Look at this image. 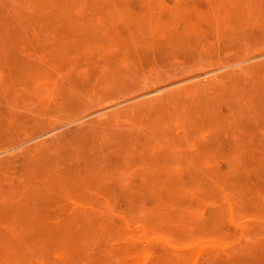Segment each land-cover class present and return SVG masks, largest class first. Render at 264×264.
Instances as JSON below:
<instances>
[{"label":"rangeland","instance_id":"rangeland-1","mask_svg":"<svg viewBox=\"0 0 264 264\" xmlns=\"http://www.w3.org/2000/svg\"><path fill=\"white\" fill-rule=\"evenodd\" d=\"M0 1V51H2V55L0 54V57L2 56L0 58V163L9 162V164L7 162L0 167V189L2 190H0V242L2 240L4 242V244H2L3 242L0 243V252L1 249L3 252L0 254L2 256V258L0 256V264H25L26 255L29 258L31 254L32 256L27 260V264H47L48 262V264H52V262L54 264H63L61 262H64V264H152V262L153 264H264V209L261 210L264 208V195L258 193L262 192L264 194V150L262 151V147L264 149V28H261L264 26L262 23L264 20V10L262 9L264 8V0H256L257 3L255 0H232L231 4L233 3V5H230V2L228 4L230 0H225L226 5L224 6L225 2H222L221 5V0H213L214 3L212 0ZM30 1L32 3L39 1L41 4H32ZM5 2L10 5L7 7ZM163 2L167 3L162 5ZM66 3L67 6L69 5L68 8L65 5ZM194 3L195 5H193ZM1 4H3L4 11ZM58 6L59 8L56 10ZM187 7L192 11L187 10ZM209 7L214 9H209ZM59 9L60 11H58ZM67 10L69 11L67 12ZM170 10L172 13L169 12ZM206 10L208 13H206ZM200 12L201 14H199ZM236 13L240 16L237 17ZM260 14L263 16L261 17ZM35 15L41 17V19L37 16L35 18ZM135 15L139 18L136 17L138 20L135 19ZM169 15H171L173 21ZM199 15L203 16L200 17ZM204 15H206V19L203 18ZM126 17H128V20ZM161 17L163 19H160ZM26 18L30 23L24 20ZM212 18L215 21L211 20ZM60 19L63 22H59ZM129 19L131 24H129ZM167 19L171 20V23ZM200 19L206 22H202ZM133 21L134 23H132ZM190 21L192 24H189ZM210 21L217 22V24L211 23L210 26ZM235 21L236 24L239 21L237 26ZM23 22H28V27ZM124 22L126 26H123ZM184 22L188 23L185 24ZM108 23L109 27L106 26ZM195 24L199 27L196 28L197 25ZM222 25H224V28ZM166 26L170 28L166 29ZM219 26L223 30H220ZM12 28L15 29L12 30ZM30 28L32 29L30 30ZM194 28L199 35L193 31ZM172 29L180 31L175 33ZM231 29L237 31L234 33ZM25 30H29V34L24 32ZM184 30L185 34L183 33ZM8 35L12 41H14L16 35L17 40L21 42L16 43L18 47H16L15 41L12 42L9 39ZM116 35L120 38H117ZM123 35L126 37V41ZM25 36L28 38H24ZM144 36H147L149 41ZM133 37L136 39L131 40ZM174 37L175 39H181V43H178L179 41L175 40ZM121 38L122 41H125H123L125 44L121 42ZM25 39L27 40L23 43ZM28 39L30 45H25ZM99 39L100 41L103 40L104 43L100 42ZM139 39L140 42H138ZM141 39L145 41L142 42ZM154 39H157V41L152 42L151 40ZM172 40L177 41L178 44H175ZM116 41L120 42V45ZM165 43L167 44L165 45ZM80 44L82 47H80ZM104 44L107 46L106 48ZM117 45L120 48L122 47L121 50ZM141 45L144 47L142 48ZM154 45L156 46L153 53L152 48ZM134 47H136L138 54ZM124 48L125 50L127 48L126 52ZM158 48L162 49L160 52L164 50L165 53H159ZM140 50L142 51L140 52ZM13 51L14 55H11V58L16 57L15 54H17L19 56H17V61L15 58L11 61L8 58L11 53L13 54ZM97 51L99 52L95 54ZM144 54L148 55L144 56ZM90 58L95 59V63L92 59L91 62ZM179 70V75L178 73L175 74ZM137 71L139 72L137 73ZM14 73L16 74L14 75ZM255 73L259 75V78ZM237 74L241 76L238 77ZM11 75L15 78L10 77ZM28 79L32 81L33 84L30 81L32 85L28 83ZM114 79L117 80L114 81ZM256 80L258 84L253 83ZM250 82L253 83V86ZM186 85L189 87L186 88ZM215 88L217 91L213 92ZM248 91L249 94L254 96L250 97L248 93H245ZM206 92L209 93L208 97ZM194 93H196L195 96H193ZM244 94H247V98ZM255 95L259 99L255 100ZM178 97L180 98L179 101L177 100ZM248 98L250 99L248 100ZM160 100L164 102L162 105ZM260 100H262V103ZM176 101L186 103L177 104ZM158 102L160 103L159 107ZM226 105L229 107H226ZM163 107L165 108L163 109ZM170 107H172V110H170ZM141 108L144 109L141 111ZM128 109L130 110L128 111ZM137 109L138 112H136ZM153 109H155V112ZM182 110H185V112ZM161 111L162 114L164 111L166 112L161 115ZM231 111L233 117L236 118H232ZM120 112L128 117L120 115ZM149 114H151L150 117ZM174 114H177L176 117ZM133 117L135 120H133ZM62 118L63 120H61ZM146 118H148V121ZM175 118L179 122L177 120L174 122L173 119ZM95 119L96 121H94ZM107 119L112 123L111 129L107 127L108 130H106V125L109 126L111 123L107 122ZM153 119L156 120L155 123L152 121ZM144 120L146 121L144 122ZM137 121H140L139 124H136ZM93 122L94 124H92ZM102 122H104V125L101 126ZM229 122L234 129L228 125ZM88 124L91 126H87ZM82 125L84 127L86 125V127L83 128ZM94 125L100 133H96L97 130L93 127ZM226 125H228L227 128ZM114 127L120 134L113 132ZM86 128L89 130L86 131ZM34 130L35 134L33 135ZM82 131H86V133ZM147 131L150 135L146 133ZM163 131H166L167 134L165 132V135ZM204 131L207 132L204 133ZM138 132H142V134L136 135ZM131 133L132 136L130 137ZM18 134L20 139L17 137ZM173 134L175 135L173 136ZM191 135L195 136L194 138L192 136L188 141ZM176 136H180L181 139H177ZM171 137H174L175 140H172ZM198 137L201 139H198ZM215 137H217L216 141H214ZM74 139H77V141ZM132 139L135 141H131ZM176 139L177 145H174ZM139 140L142 142H139ZM169 140L170 142H168ZM182 140L183 143L185 142L184 145L181 142ZM50 141L53 143L51 144ZM148 141L150 145H147ZM38 143L40 146H38ZM116 143H120L121 146L116 147ZM136 143H141L140 147ZM155 143H157V146H154ZM55 144H58V147ZM143 144L146 145L143 146ZM243 144L251 145L246 146ZM185 145L186 147H184ZM32 146H34V149L31 148ZM88 146H90L91 154L94 153V155L87 152L88 157H86L85 151H88ZM55 147L56 149H54ZM252 148L254 149L252 150ZM94 149H97L98 153L95 154L97 151ZM150 149L151 151H149ZM32 150L33 153H31ZM163 150L165 152L162 154ZM259 151L263 155L260 156ZM82 152H85V154L83 153L79 157ZM50 153L52 154L48 156L47 154ZM166 154L167 158H165ZM235 154L239 159L237 160L238 163ZM3 156H10V159L8 157L9 160L4 159ZM161 156H164V158ZM11 157L15 162L14 165L11 162ZM56 158H60L61 162L58 161L59 159L56 161ZM72 158L78 159V161L75 159L78 163ZM70 159L72 160L70 161ZM166 160H169L167 168L165 167ZM234 161L238 165L237 168H235ZM28 163L29 165H27ZM35 163L37 165L33 167ZM201 163L204 164L202 168ZM66 164L72 168L69 166L70 168L66 169ZM5 165L9 166V170L4 168ZM24 165L25 167H23ZM156 166L159 168L164 166L165 169L162 167L160 168L162 170L159 168L157 170ZM250 166L255 167L250 168ZM29 167L32 171L33 168L36 169L38 173L35 170L32 173L28 170ZM61 167L63 168L62 171ZM212 167L214 170H212ZM229 167L233 169L230 170ZM17 168L20 169V174L17 173L19 170ZM22 168L23 170L26 168L27 172L23 171ZM206 168H210V171ZM43 169L45 171L48 169V171L45 173ZM188 169L190 172L187 173ZM239 169H241V173ZM11 170L15 173H11ZM211 170L214 174L207 173ZM245 170L248 171L245 172ZM219 171L221 172L219 173ZM159 172L164 173L159 174ZM16 173L17 176L14 175ZM51 173H54L57 178L54 174V177H52ZM204 174L207 177H204ZM163 175L166 177L163 178ZM25 176L28 180H25ZM158 177L161 179L159 180ZM77 178L78 181L76 182ZM149 178H152V181ZM178 178L184 180L181 181ZM214 178L218 180L221 178L220 183H216L218 180L215 179L214 181ZM71 179L74 180V183ZM192 179L197 180L195 187V182ZM226 179H230V182ZM155 180L158 182H155ZM160 181L162 184L159 183ZM222 181L225 183L223 184ZM78 182L80 185L77 186ZM251 182L253 183L251 184ZM179 183L183 184V187ZM191 183L193 184L191 185ZM212 183L213 187L211 186ZM240 183L242 186H239ZM91 186L95 188H91ZM199 186L201 187L199 188ZM258 187H261L262 190L256 189ZM195 190L201 192L197 194ZM204 190H206V193ZM139 191L142 198H140ZM143 192H147V194H143ZM242 192H245L243 193L245 196L242 195ZM125 193H131L130 196L126 194L129 198L128 201L126 195H124ZM203 193L211 200H207L206 197L204 199ZM78 195H82L85 202ZM75 196L78 197L76 201L73 200L76 199ZM254 196L261 199H256ZM193 198L196 201H192ZM138 200V204H135ZM179 201L181 203L183 201L184 204L181 205ZM188 203H190L189 206ZM7 204L9 205L6 206ZM248 204L251 205L248 206ZM257 204L258 207L255 206ZM9 207H11V210L7 209ZM234 207L238 211H235ZM250 208L252 212H250ZM246 209L248 210L246 211ZM135 210L136 212H134ZM173 210L175 212L177 210L174 215L172 214ZM9 212H11L10 215ZM89 213L91 214L89 215ZM187 216L190 220H187ZM31 217L38 222L35 220V224ZM45 218H49L47 220L48 224ZM169 218H171L172 223L171 221L167 222ZM184 220L187 224L184 223ZM157 223L159 226L156 225ZM39 227L42 229H39ZM117 227L119 229L118 234H116L120 239H117L118 236L115 234ZM158 227L159 231H155ZM166 227L170 230H166ZM162 229L165 231L163 232ZM160 230L163 232L162 234ZM182 231L187 236L182 234ZM196 231L198 232L194 233ZM189 236L190 238H188ZM197 237L201 239L196 240ZM9 239L12 242H9ZM170 239H173L171 241L173 244L169 241ZM6 241H8V244ZM5 243L7 246H4ZM20 251L27 253L23 256ZM18 254H21V256ZM238 254L239 257L236 259ZM184 255L185 261H182ZM212 255L217 258L212 257ZM58 259L60 263H58ZM143 259H146V261Z\"/></svg>","mask_w":264,"mask_h":264},{"label":"bare ground","instance_id":"bare-ground-1","mask_svg":"<svg viewBox=\"0 0 264 264\" xmlns=\"http://www.w3.org/2000/svg\"><path fill=\"white\" fill-rule=\"evenodd\" d=\"M4 1H6V0H4ZM39 1H40V0H39ZM39 1H38V2H35V3H39V4H41ZM55 1H56V0H55ZM55 1H54V2H55ZM58 1H59V0H58ZM73 1L77 2V1H79V0H77V1H76V0H73ZM80 1L83 2V0H80ZM87 1H88V0H87ZM160 1H161V0H160ZM162 1H163V0H162ZM197 1H198V0H197ZM200 1H201V0H200ZM210 1H211V0H210ZM212 1H213V0H212ZM227 1H228V0H227ZM237 1H238V0H237ZM241 1H243V0H241ZM255 1H256V0H255ZM262 1H263V0H262ZM0 2H1V1H0ZM6 2H7V1H6ZM6 2H5V3H6ZM69 2H70V1H69ZM91 2H92V1H91ZM173 2H174V1H173ZM173 2H172V4H173ZM222 2H225V3L223 4V6L226 5V1H225V0H224V1L221 0V2H220L221 5H222ZM229 2H230V5H233V3L231 4L232 0L228 1V4H229ZM260 2H261V1H260ZM30 3H32V2L30 1ZM35 3H32V4H35ZM151 3H152V2H151ZM165 3H167V2H165ZM165 3L163 2V3H161V4L164 5ZM174 3H175V2H174ZM213 3H214V1H213ZM236 3H237V2H236ZM256 3H257V1H256ZM6 4H7V3H6ZM6 4H5V5H6ZM55 4H58V3H55ZM93 4H94V3H93ZM152 4H153V3H152ZM152 4H151V6H152ZM168 4H169V3H168ZM168 4H166V5H168ZM177 4H178V3H177ZM200 4H201V2H200ZM258 4H259V1H258ZM9 5H10V4H9ZM9 5L7 4V7H8ZM59 5H60V4H59ZM65 5L67 6V3H66ZM65 5H64V6H65ZM70 5H71V3H70ZM173 5H175V4H173ZM189 5H192V4H189ZM193 5H195V3H194ZM212 5H213V4H212ZM230 5H229V6H230ZM2 6H3V4H1V8L3 9ZM60 6H63V5H60ZM66 6H65V7H66ZM68 6H69V5H68ZM68 6H67V8H68ZM153 6H155V5L153 4ZM169 6H170V5H169ZM65 7H64V8H65ZM171 7H172V6H171ZM196 7H197V6H196ZM31 8H32V7H31ZM58 8H59V6L56 7V10H57ZM60 8H61V7H60ZM158 8H159V7H158ZM162 8H163V7H162ZM176 8H177V7H176ZM176 8H175V9H176ZM212 8H213V7H212ZM212 8L209 7V9H212ZM216 8H217V6H216ZM222 8H223V7H222ZM65 9H66V8H65ZM198 9H199V8H198ZM201 9H202V8H201ZM213 9H214V8H213ZM262 9L264 10V8H262ZM56 10H55V11H56ZM182 10H183V8H182ZM187 10H189L188 7H187ZM199 10H200V9H199ZM258 10H259V9H258ZM258 10H257V11H258ZM3 11H4V9H3ZM58 11H60V9H59ZM68 11H69V10H67V12H68ZM167 11H168V10H167ZM189 11H192V10H189ZM206 11H207V10H206ZM210 11H211V10H210ZM10 12H11V11H10ZM169 12H171V10H170ZM180 12H181V11H180ZM180 12H179V13H180ZM185 12H186V11H185ZM195 12H196V11H195ZM195 12H194V13H195ZM201 12H202V11H201ZM201 12H200L199 14H201ZM215 12H216V11H215ZM65 13H66V11H65ZM65 13H64V14H65ZM171 13H172V12H171ZM175 13H176V11L174 12V14H175ZM202 13H203V12H202ZM206 13H208V11H207ZM216 13H217V12H216ZM262 13H263V11H262ZM157 14H158V12H157ZM177 14H178V13H177ZM186 14H187V12H186ZM196 14H198V13H196ZM231 14H232V13H231ZM236 14H237V13H236ZM137 15H138V14H137ZM137 15H135V19L138 18ZM233 15H234V13H233ZM36 16H37V15H35V18L38 17V18L41 19V17H39V16L36 17ZM138 16H139V15H138ZM172 16L174 17V15H172ZM178 16H180V15H178ZM199 16L201 17V16H203V15H199ZM207 16H209V15L207 14ZM234 16H235V15H234ZM239 16H240V15H239ZM239 16H238V14H237V17H239ZM260 16H261V14H260ZM262 16H263V15H262ZM262 16H261V17H262ZM136 17H137V18H136ZM162 17H163V16H162ZM162 17H161L160 19H163ZM165 17H166V16H165ZM165 17H164V18H165ZM169 17H170V19H172L171 15H169ZM181 17H182V16H181ZM181 17H180V18H181ZM205 17H206V15H204L203 18H205ZM213 17H215V16H213ZM217 17H218V16H217ZM229 17H230V16H229ZM126 18H127V20H128V17H126ZM166 18H167V17H166ZM180 18H179V19H180ZM183 18H184V16H183ZM233 18H234V17H233ZM16 19H17V18H16ZM40 19H39V20H40ZM63 19H65V18H63ZM138 19H139V18H138ZM138 19H137V20H138ZM160 19H159V21H160ZM181 19H182V18H181ZM181 19H180V21H181ZM196 19H197V17H196ZM205 19H206V18H205ZM208 19H210V18H208ZM215 19H216V18H215ZM17 20H18V19H17ZM24 20H27V18L24 19ZM24 20H23V21H24ZM29 20H30V17H29ZM29 20H27V21L29 22ZM66 20H67V19H66ZM117 20H118V19H117ZM189 20H190V18H189ZM194 20H195V19H194ZM200 20H201V19H200ZM211 20L215 21L214 18H212ZM234 20H235V18H234ZM60 21L63 22L61 19L59 20V22H60ZM123 21H124V20H123ZM130 21H131V20L129 19V24H131ZM134 21H135V20H134ZM134 21H133L132 23H134ZM145 21H146V20H145ZM167 21H170V23H171V20H168V19H167ZM167 21H166V23H167ZM172 21H173V19H172ZM187 21H188V20H187ZM192 21H193V15H192ZM201 21L203 22L204 20L202 19ZM201 21H200V23H201ZM228 21H229V20H228ZM230 21H231V19H230ZM261 21H262V20H261ZM28 22H27V23H24V22H23V23L26 24V25H27V24L29 25L30 22H29V23H28ZM52 22H53V20H52ZM127 22H128V21H127ZM204 22H206V21H204ZM231 22H232V21H231ZM233 22H234V21H233ZM23 23H22V24H23ZM74 23H75V22H74ZM118 23H119V22H118ZM118 23H116V24H118ZM122 23H123V22H122ZM135 23L138 24L137 22H135ZM160 23H161V21H160ZM166 23H164V24H166ZM172 23H174V22H172ZM184 23H185V22H184ZM186 23H188V22H186ZM186 23H185V24H186ZM196 23H197V22H196ZM211 23H213V22L210 21V23H209L210 26H211ZM215 23L217 24V22H215ZM215 23H213V24L215 25ZM219 23H220V22H219ZM238 23H239V21H237V24H236V21H235L236 26L238 25ZM262 23H263V25H264V20H263ZM262 23H260V24H262ZM41 24H42V23H41ZM67 24H68V22L66 23V25H67ZM125 24H126V23L124 22L123 26H124ZM181 24H182V23H181ZM189 24H192L191 21H190ZM189 24H188V25H189ZM193 24H194V22H193ZM228 24H229V22H228ZM258 24H259V23H258ZM28 25H27V27H28ZM30 25H31V24H30ZM113 25H114V24H113ZM170 25H171V24H170ZM195 25H197V24H195ZM229 25H230V24H229ZM239 25H240V24H239ZM106 26L109 27V26H110L109 23H108V25H106ZM116 26H117V25H116ZM118 26H119V24H118ZM123 26H122V27H123ZM125 26H126V25H125ZM134 26H135V25H134ZM140 26H141V25H140ZM202 26H203V25H202ZM222 26H223V28H224V25H222ZM22 27H23V26H22ZM128 27H129V26H128ZM166 27H167V26H166ZM190 27H191V26H190ZM198 27H199V25L196 26V28H198ZM219 27L221 28L220 30H223L221 26H219ZM233 27H234V25H233ZM239 27H240V26H239ZM257 27H259V26H257ZM17 28H18V27H17ZM19 28H20V25H19ZM24 28H25V27H24ZM168 28H170V27H167L166 29H168ZM181 28H182V25H181ZM201 28H202V27H201ZM213 28H215V27H213ZM229 28H230V27L228 26V29H229ZM236 28H237V27H236ZM240 28H241V27H240ZM261 28H264V26L261 27ZM9 29H11V28H9ZM13 29H15V28H12V30H13ZM31 29H32V28H30V30H31ZM121 29H122V28H121ZM187 29H188V28H187ZM203 29H204V28H203ZM237 29H238V28H237ZM20 30L22 31V28H21ZM33 30H34V29H33ZM33 30H32V31H33ZM122 30H123V29H122ZM124 30H125V29H124ZM136 30L138 31V29H136ZM158 30H159V29H158ZM175 30H176V29H175ZM185 30H186V29H185ZM185 30L183 31V33L185 32ZM188 30H189V29H188ZM226 30H227V29H226ZM226 30H225V34H226ZM231 30L233 31V29H231ZM231 30H230V32H231ZM261 30H263V29H261ZM32 31L30 32V34L32 33ZM172 31H174V29H172ZM176 31H177V30H176ZM176 31H174V32H175V33H178V31H180V30H178L177 32H176ZM193 31H195V28H194ZM201 31H202V30H201ZM201 31H200V34H201ZM218 31H219V30H218ZM235 31H237V30L235 29ZM235 31H233V32L235 33ZM10 32H11V30H10ZM19 32H20V31H19ZM24 32H26V33L28 32V34H29V30H28V31L25 30ZM121 32H122V31H121ZM126 32L129 33L128 30H126ZM126 32H125V33H126ZM130 32H131V31H130ZM170 32H171V31H170ZM195 32H197V31H195ZM213 32H214V31H213ZM125 33H124V35H125ZM175 33H174V34H175ZM185 33H186V32H185ZM185 33H184V34H185ZM197 33H198V32H197ZM215 33H216V32H215ZM215 33H214V34H215ZM5 34H6V32H5ZM8 34H10V33H8ZM17 34H18V32L16 33V35H17ZM126 34H127V33H126ZM214 34H213V35H214ZM217 34H218V33H217ZM13 35H14V34H13ZM16 35H15V37L13 36V37H14L15 44L20 42L19 40H17ZM119 35H120V33H119ZM121 35H122V33H121ZM124 35H123V36H124ZM127 35H128V34H127ZM131 35H132V34H131ZM198 35H199V33H198ZM123 36H121V37H123ZM132 36H133V35H132ZM132 36H131V37H132ZM140 36H141V34H140ZM188 36H189V35H188ZM203 36H204V35H203ZM8 37H9V39L11 40V38H10L9 35H8ZM13 37H12V38H13ZM26 37H27V36H25L24 38H26ZM116 37L118 38L119 36L116 35ZM124 37H125V36H124ZM124 37H123V38H124ZM141 37H142V36H141ZM144 37H146V39H147V36H144ZM189 37H190V36H189ZM27 38H28V37H27ZM110 38H111V37H110ZM119 38H120V37H119ZM129 38H130V37H129ZM153 38H154V37H153ZM95 39H96V38H95ZM97 39H98V38H97ZM133 39H136V38H135V37L131 38V40H133ZM142 39H143V38H142ZM142 39H141V40H142ZM148 39H149V38H148ZM148 39H147V40H148ZM172 39H173V37H172ZM174 39H175V37H174ZM7 40H8V39H7ZM10 40H8V41H10ZM16 40H17V41H16ZM26 40H27V39H25V41L23 40V43L26 42ZM124 40H125V41L127 40L126 37H125ZM124 40H123V41H124ZM155 40L157 41V39H154V40H151V41L153 42V41H155ZM175 40L179 41L178 43H181V39H180V40H179V39H175ZM175 40H172V41L175 42ZM8 41H7V42H8ZM11 41H12V40H11ZM14 41H12V42H14ZM99 41H100V39H99ZM99 41H98V42H99ZM105 41H106V40H105ZM119 41H120V40H119ZM123 41H122V38H121V42H123ZM125 41H124V42H125ZM137 41H138V40H137ZM143 41H145V40H142V42H143ZM148 41H149V40H148ZM160 41H161V40H160ZM172 41H171V42H172ZM177 41L175 42V44H178ZM29 42H30V41H29V39H28V42L25 43V45L28 44ZM92 42H93V40H92ZM92 42H91V44H92ZM100 42L104 43L103 40L100 41ZM100 42H99V43H100ZM116 42L118 43V41H116ZM124 42H123V44H125ZM133 42H134V41H133ZM138 42H140V39H139ZM142 42H141V43H142ZM162 42H163V41H162ZM165 42H166V39H165ZM20 43H21V42H20ZM83 43H84V42H83ZM83 43H82V45H83ZM95 43H96V42H95ZM106 43H107V42H106ZM114 43H115V42H114ZM141 43H140V44H141ZM1 44L3 45V43H1ZM7 44H8V43H7ZM85 44H86V43H85ZM96 44H98V43H96ZM108 44H109V43H108ZM118 44L120 45V42H119ZM123 44H121V46H123ZM127 44H128V43H127ZM133 44H134V43H133ZM151 44H153V43H151ZM157 44H158V43H157ZM166 44H167V43H165V45H166ZM17 45H18V44H16V47H18ZM28 45H30V44H28ZM82 45L80 44V47H82ZM92 45H93V44H92ZM119 45H117V46H118L119 49L121 50L122 47L120 48ZM137 45H139V44H137ZM144 45H145V44H144ZM146 45H147V44H146ZM158 45H159V44H158ZM158 45H157V47H158ZM170 45H171V44H170ZM186 45H187V44H186ZM186 45H185V46H186ZM33 46H34V45H33ZM38 46H39V45H38ZM109 46H110V45H109ZM155 46H156V45H154L153 48H152V49H153V53H154V47H155ZM1 47H2V46H1ZM35 47H36V46H35ZM104 47L106 48L107 46L104 44ZM141 47L143 48L144 46L141 45ZM11 48H12V47H11ZM32 48H33V47H32ZM47 48H48V47H47ZM134 48L136 49V47H134ZM142 48H141V49H142ZM166 48H167V47H166ZM6 49H7V47H6ZM13 49H14V47H13ZM19 49H20V48H19ZM19 49H17V50H19ZM39 49H40V48H39ZM79 49H80V48H79ZM147 49H148V48H147ZM0 50H1V49H0ZM30 50H31V47H30ZM40 50H41V49H40ZM80 50H81V49H80ZM124 50H125V48H124ZM156 50H157V49H156ZM158 50H159V51H158L159 53H162V52L165 53L164 50H163L162 52H160V51L162 50L161 48H160V49L158 48ZM165 50H167V49H165ZM168 50H170V48H168ZM10 51H11V50H10ZM126 51H127V48H126L125 52H126ZM141 51H142V50H140V52H141ZM184 51H185V50H184ZM38 52H39V50H38ZM40 52H41V51H40ZM98 52H99V51L95 52V54L98 53ZM136 52H137V49H136ZM148 52H149V50H148ZM156 52H157V51H156ZM156 52H155V53H156ZM166 52H167V51H166ZM1 53H2V51H0V54H1ZM144 53H145V51H144ZM150 53H151V52H150ZM150 53H149V54H150ZM153 53H152V54H153ZM168 53H169V52H168ZM19 54H20V53H19ZM137 54H138V52H137ZM141 54H142V53H141ZM1 55H2V54H1ZM11 55H14V51H13V54L11 53V54L9 55L10 57L8 56V58L10 59V61H11L13 58H15L16 61H17V56H18V55L15 54L16 57H13V58H11ZM125 55H127V54L125 53ZM128 55H129V54H128ZM146 55H148V54H146ZM146 55L144 54V56H146ZM144 56H142V57H144ZM149 56H150V55H149ZM1 57H2V56H1ZM1 57H0V58H1ZM18 57H19V56H18ZM20 57H21V54H20ZM97 57H99V56H97ZM8 58H7V60H8ZM44 58L46 59V56H45ZM93 58H94V55H93ZM59 59H60V58H59ZM91 59H92V58H90V61H91ZM92 60H94V63H95V59H92ZM96 60H97V59H96ZM14 61H15V60H14ZM98 61H99V60H98ZM260 61H261V60H260ZM91 62H92V61H91ZM261 66H262V65H261ZM249 67H251V66H249ZM262 67H263V66H262ZM262 67H261V68H262ZM252 68H253V66H252ZM259 68H260V67H259ZM248 69H249V68H248ZM253 69H254V68H253ZM256 69H258V68H256ZM256 69H255V70H256ZM168 70H169V69H168ZM168 70H167V72H168ZM232 70H233V69H232ZM232 70H231V71H232ZM249 70H250V69H249ZM249 70H248V71H249ZM251 70H252V69H251ZM172 71H173V69H172ZM253 71H254V70H253ZM138 72H139V71H137V73H138ZM173 72H174V71H173ZM178 72H180V70H179V71H176L175 74H177ZM224 72H225V71H224ZM260 72H261V70H260ZM137 73H136V74H137ZM169 73H170V72H169ZM237 73L239 74V72H237ZM258 73H259V72H258ZM15 74H16V73H14V75H15ZM225 74H226V73H225ZM229 74H231V73H229ZM238 74H237V76H238ZM261 74H262V73H261ZM161 75H162V74H161ZM161 75H160V76H161ZM164 75H166V74L164 73ZM178 75H179V73H178ZM221 75H222V74H221ZM226 75H227V74H226ZM233 75H234V74H233ZM255 75H256V73H255ZM263 75H264V74H263ZM21 76H22V75H21ZM43 76H44V75H43ZM46 76H47V75H46ZM108 76H110V75H108ZM160 76H159V77H160ZM234 76H235V75H234ZM239 76H241V75H239ZM239 76H238V77H239ZM256 76H258V78H259V75H258V74H257ZM10 77H14V76L11 75ZM110 77H111V76H110ZM163 77H164V76H163ZM196 77H197V76H196ZM227 77H228V76H227ZM229 77H230V76H229ZM232 77H233V76H232ZM14 78H15V77H14ZM44 78H46V77L44 76ZM258 78H257V79H258ZM22 79H23V78H22ZM241 79H242V78H241ZM11 80H12V79H11ZM26 80H27V79H26ZM45 80H46V79H45ZM115 80H117V79H114V81H115ZM223 80H224V78H223ZM262 80H263V79H262ZM12 81H13V80H12ZM28 81H29V82H28L29 84L32 83L31 80L28 79ZM30 81H31V83H30ZM100 81H101V80H100ZM242 81H244V80H242ZM255 82L258 84V81H257V80L254 81L253 83H255ZM116 83H117V82H116ZM225 83H226V82H225ZM253 83L250 82L251 85H252ZM32 84H33V83H32ZM32 84H31V85H32ZM67 84H68V83H67ZM192 84H193V83H192ZM196 84H197V83H196ZM243 84H244V83H243ZM31 85H29V86H31ZM87 85H88V88H90L89 84H87ZM121 85H122V84H121ZM219 85H220V84H219ZM251 85L248 84V86H251ZM65 86H66V85H65ZM119 86H120V85H119ZM187 86H188V85H186V88H187ZM199 86H200V84H199ZM220 86H221V85H220ZM248 86H247V87H248ZM252 86H253V85H252ZM252 86H251V87H252ZM85 87H86V86H85ZM130 87H131V86H130ZM132 87H133V85H132ZM138 87H139V86H138ZM188 87H189V86H188ZM190 87H192V86H190ZM213 87H214V86H213ZM216 87H217V86H216ZM225 87H226V85H225ZM242 87H243V86H242ZM251 87H250V88H251ZM258 87H260V86H258ZM30 88H31V87H30ZM61 88H62V87H61ZM128 88H129V87H128ZM135 88H136V86H135ZM135 88H134V89H135ZM186 88H184V90H185ZM200 88H201V86H200ZM221 88H222V87H221ZM244 88H245V86H244ZM261 88H262V87H260V89H261ZM263 88H264V87H263ZM263 88H262V89H263ZM63 89H64V88H63ZM193 89H195V87H193ZM213 89H214V88H213ZM213 89H212V90H213ZM222 89H223V88H222ZM246 89H247V88H246ZM246 89H245V90H246ZM257 89H258V88H257ZM59 90H60V88H59ZM81 90L83 91V89H81ZM81 90H80V91H81ZM226 90H227V89H226ZM245 90H244V91H245ZM258 90H259V89H258ZM82 91H81V92H82ZM106 91H107V90H106ZM156 91H157V90H156ZM185 91H186V90H185ZM192 91L194 92V90H192ZM192 91H191V92H192ZM199 91H200V90H199ZM203 91L205 92V89H204ZM216 91H217V90H216V88H215V91H213V92H216ZM222 91H223V90H222ZM222 91H221V92H222ZM255 91H256V90H255ZM102 92H103V91H102ZM104 92H105V91H104ZM127 92H128V90H127ZM129 92H130V89H129ZM153 92H154V91H153ZM186 92H187V91H186ZM193 92H192V94H193ZM201 92H202V91H201ZM221 92H220V95H221ZM242 92H243V91H242ZM260 92H261V90H260ZM262 92H263V91H262ZM148 93H150V92H148ZM148 93H147V94H148ZM151 93H152V90H151ZM151 93H150V94H151ZM181 93H182V92H181ZM183 93H184V92H183ZM187 93H188V92H187ZM197 93H198V92H197ZM206 93H207V97H208V94H209V93H208V92H206ZM245 93H248V95H250V97L252 96V94H249V91H248V92H245ZM184 94H185V93H184ZM188 94H189V93H188ZM195 94H196V93H194L193 96H195ZM216 94H217V93H216ZM222 94H223V93H222ZM255 94H256V93H255ZM261 94H262V93H261ZM263 94H264V92H263ZM263 94H262V95H263ZM182 95H183V94H182ZM182 95H181V96H182ZM189 95H191V93H190ZM211 95H213V94H211ZM235 95H236V94H235ZM244 95H245V94H244ZM244 95H243V97H244ZM246 95H247V94H246ZM246 95H245V98H247ZM181 96H179V97H181ZM209 96H210V95H209ZM237 96H238V95H237ZM241 96H242V95H241ZM253 96H254V95H253ZM253 96H252V97H253ZM257 96L259 97L258 94H257ZM179 97H178V98H179ZM189 97H190V96H189ZM233 97H234V96H233ZM248 97H249V96H248ZM255 97H256V95H255ZM255 97H254V98H255ZM261 97H262V96H261ZM113 98H114V97H113ZM178 98H177V100L179 101L180 98H179V99H178ZM184 98H185V97H184ZM245 98H244V99H245ZM263 98H264V97H263ZM263 98H261V99H263ZM172 99H173V98H172ZM172 99H171V100H172ZM174 99H175V98H174ZM187 99H188V98H187ZM207 99H208V98H207ZM236 99H238V97H236ZM236 99H235V100H236ZM239 99H240V98H239ZM249 99H250V98H248V100H249ZM256 99H259V98L256 97L255 100H256ZM38 100H39V99L37 98V101H38ZM58 100H59V98H58ZM75 100H76V99H75ZM138 100H142V99H138ZM192 100H193V99H192ZM227 100H228V99H227ZM59 101H60V100H59ZM160 101H161V100H160ZM222 101H224V100H222ZM241 101H242V100H241ZM72 102H73V101H72ZM78 102H79V101H78ZM78 102H77V103H78ZM161 102H162V103H161V105H162L164 102H163V101H161ZM176 102H177V101H176ZM181 102H184V101H180V103L177 102V104H181ZM211 102H212V101H211ZM246 102H247V101H246ZM246 102H245V103H246ZM260 102L262 103V100H260ZM57 103L59 104L60 102H57ZM158 103H159V102H158ZM166 103H167V102H166ZM169 103H170V100H169ZM184 103H186V102H184ZM241 103H242V102H241ZM247 103H249V102H247ZM256 103H257V101H256ZM44 104L46 105V103H44ZM53 104H54V103H53ZM58 104H57V105H58ZM70 104L72 105V103H70ZM78 104H79V103H78ZM171 104H172V103H171ZM173 104H174V103H173ZM221 104H222V103H221ZM242 104H243V103H242ZM90 105H91V104H90ZM224 105H225V104H224ZM129 106H130V105H129ZM135 106H136V105H135ZM159 106H160V103H159L158 107H159ZM171 106H172V105H171ZM179 106H180V105H179ZM181 106H182V105H181ZM49 107H50V106H49ZM156 107H157V106H156ZM220 107H221V106H220ZM226 107H229V106L226 105ZM226 107H225V110H226ZM119 108H120V107H119ZM139 108H140V106L138 107V109H139ZM164 108H165V107H163V109H164ZM166 108H167V107H166ZM171 108H172V107H170V110H172ZM186 108H187V106H186ZM130 109H131V108H130ZM130 109H128V111H129ZM138 109H137L136 112H138ZM142 109H144V108H141L140 110L142 111ZM135 110H136V108L134 109V112H135ZM153 110H154V112H155V109H153ZM161 110H162V109H161ZM165 110H166V109H165ZM170 110H169V112H170ZM185 110H186V109H185ZM185 110H182V111L185 112ZM189 110H190V108H189ZM71 111H72V110H71ZM121 111H122V110H121ZM125 111H126V110H125ZM125 111H124V112H125ZM174 111H175V110H174ZM174 111H173V112H174ZM186 111H187V110H186ZM126 112H127V111H126ZM143 112H145V111L143 110ZM143 112H142V113H143ZM154 112H153V113H154ZM165 112H166V111H164V113H165ZM188 112H189V111H188ZM223 112H224V110H223ZM117 113H118V112H117ZM164 113L162 114V111H161L160 114H161V115H164ZM186 113H187V112H186ZM154 114H155V113H154ZM169 114H170V113H169ZM169 114H168V115H169ZM120 115H123L124 117L127 116V115L125 116L124 113L121 114V112H120ZM150 115H151V114H149V117H150ZM170 115H171V114H170ZM175 115H177V114H174V116H175ZM231 115H232V111H231ZM62 116H63V114H62ZM123 116H120V117L122 118ZM171 116H172V115H171ZM187 116H188V115H187ZM58 117H59V116H58ZM107 117H110V116H107ZM111 117H112V116H111ZM124 117H123V118H124ZM127 117H128V116H127ZM131 117H132V116H131ZM131 117H130V118H131ZM141 117H142V116H141ZM144 117H146V116L144 115ZM151 117H152V116H151ZM154 117H155V116H154ZM163 117H164V116H163ZM175 117H176V116H175ZM183 117H184V116H183ZM65 118H66V114H65ZM69 118H70V117H69ZM142 118H143V117H142ZM152 118H153V117H152ZM164 118L166 119L167 117H164ZM169 118H170V117H169ZM186 118H187V117H186ZM232 118L234 119V118H236V117H233V115H232ZM232 118H231V120H232ZM108 119H109V118H108ZM108 119H107V120H108ZM146 119H147V121H148V118H146ZM150 119H151V118H150ZM155 119H156V118H155ZM167 119H168V118H167ZM170 119H171V118H170ZM170 119H169V120H170ZM61 120H63V118H62ZM109 120H110V119H109ZM109 120H108L107 122L111 123ZM131 120H132V119H131ZM133 120H135L134 117H133ZM139 120H140V119H139ZM163 120H164V119H163ZM163 120H162V122H163ZM171 120H172V119H171ZM171 120H170V121H171ZM175 120H177V118L173 119L174 122H175ZM185 120H186V119H185ZM240 120H241V118H240ZM246 120H247V119H246ZM94 121H96V119H95ZM141 121H142V120H141ZM145 121H146V120H144V122H145ZM152 121H154V119H153ZM155 121H156V120H155ZM155 121H154V123H155ZM164 121H165V120H164ZM177 121L179 122V120H177ZM229 121H230V120H229ZM127 122H128V121H127ZM137 122H138V123H137ZM137 122H136V124H139L140 121H137ZM144 122H143V123H144ZM166 122L168 123L169 121H166ZM166 122H165V123H166ZM95 123H96V122H95ZM102 123H103V124H101V126L104 125V122H102ZM143 123H142V124H143ZM149 123H150V122H149ZM180 123L182 124L181 121H180ZM187 123H188V122H187ZM231 123H232V121H231ZM231 123L229 122L228 125L231 126ZM31 124H32V123H31ZM31 124H30V125H31ZM92 124H94V122H93ZM226 124H227V121H226ZM89 125H90V124H88L87 126H89ZM105 125H106V124H105ZM171 125H172V123H171ZM228 125H226V128L228 127ZM234 125H235V123H234ZM32 126H33V124H32ZM46 126H47V125H46ZM46 126H45V128H46ZM82 126H83V128L86 127V125H85V127H84V125H82ZM90 126H91V125H90ZM97 126H98V125H97ZM110 126H112V123H111V125L109 124V126L106 125V130H108L109 128L111 129ZM146 126H147V125H146ZM151 126H152V123H151ZM154 126H156V125L154 124ZM185 126H186V121H185ZM48 127H49V126H48ZM70 127H71V126H70ZM93 127H95V129H96V126H95V125H94ZM99 127H100V126H99ZM107 127H109V128H107ZM187 127H188V125H187ZM187 127L185 128V130L187 129ZM189 127H190V124H189ZM36 128H37V127H36ZM71 128H73V127H71ZM79 128H80V127H79ZM116 128H117V127H116ZM147 128L149 129V126H148ZM231 128H232V126H231ZM89 129H90V127H89ZM89 129L86 128L85 130L87 131V130H89ZM91 129H92V127H91ZM100 129H101V128H100ZM114 129H115V127H114ZM114 129H113V130H114ZM124 129H125V128H124ZM126 129H127V128H126ZM128 129H129V128H128ZM211 129H212V128H211ZM229 129H230V128H229ZM229 129H228V130H229ZM232 129H234V128H232ZM22 130H23V129H22ZM22 130H21V131H22ZM31 130H32V129H31ZM35 130H36V129H35ZM35 130H34L33 135L35 134ZM46 130H47V129H46ZM82 130H84V129H82ZM92 130H94V128H93ZM96 130H97V129H96ZM122 130H123V129H122ZM122 130H121V131H122ZM144 130H145V129H144ZM208 130H209V129H208ZM239 130H240V129H239ZM23 131H24V130H23ZM23 131H22V132H23ZM86 131H85V132L82 131V132L86 133ZM94 131H95V130H94ZM124 131H126V130H124ZM131 131H132V128H131ZM170 131H171V130H170ZM170 131H169V133H170ZM213 131H214V130H213ZM222 131H223V130H222ZM222 131H221V132H222ZM225 131H227V130H225ZM230 131H232V130L230 129ZM24 132H25V131H24ZM26 132H27V131H26ZM29 132H30V131H29ZM75 132H76V131H75ZM90 132H91V131H90ZM95 132H96V131H95ZM101 132H102V131H101ZM113 132L117 133L118 130L115 129ZM122 132H123V131H122ZM128 132H129V130L127 131V135H128ZM135 132H137V131L135 130ZM163 132H164V131H163ZM165 132H166V131H165ZM165 132H164V134H165ZM173 132H174V130H173ZM173 132H172V133H173ZM201 132H202V131H201ZM205 132H207V131H204V133H205ZM209 132H210V131H209ZM251 132H252V131H251ZM19 133H20V132H19ZM40 133H41V132H40ZM96 133H100V132H98V130H97ZM118 133L120 134V132H118ZM125 133H126V132H125ZM140 133L142 134V132H140ZM140 133L138 132L136 135H138V134L140 135ZM146 133L149 134L148 131H147ZM202 133H203V132H202ZM25 134H26V133H25ZM64 134H65V133H64ZM121 134H123V133H121ZM166 134H167V132H166ZM166 134H165V135H166ZM199 134H200V133H199ZM27 135H28V133H27ZM30 135H31V133H30ZM83 135H84V134L82 133V136H83ZM90 135H91V133H90ZM123 135H126V134H123ZM123 135H122V137H123ZM136 135H135V136H136ZM144 135H146V134H144ZM149 135H150V134H149ZM169 135H170V134H169ZM174 135H175V134H173V136H174ZM195 135H197V134H195ZM195 135H191V136L188 138V141H189V139H190L192 136H193V138H194ZM208 135H209V134H208ZM228 135H229V134H228ZM23 136H24V135H23ZM31 136H32V135H31ZM42 136H43V135H42ZM114 136L116 137L115 134H114ZM131 136H132V133H131L130 137H131ZM141 136H142V135H141ZM170 136H172V135H170ZM210 136H212V135H210ZM17 137L19 138V134H18ZM20 137H21V136H20ZM33 137H34V136H33ZM38 137H40V136H38ZM38 137H37V138H38ZM60 137H62V135H60ZM88 137H89V136H88ZM115 137H114V139H115ZM122 137H121V138H122ZM130 137H129V138H130ZM136 137H137V136H136ZM146 137H147V136H146ZM176 137H177V136H176ZM199 137H200V136H199ZM199 137H198V139H201V138H199ZM208 137H209V136H208ZM18 138H17V139H18ZM83 138H84V137H83ZM89 138H90V137H89ZM118 138H119V137H118ZM129 138H128V139H129ZM141 138H143V137H141ZM171 138H172V137H171ZM173 138H174V137H173ZM173 138H172V140H175V139H173ZM178 138L181 139L180 136L177 137V139H178ZM182 138H183V137H182ZM195 138H196V137H195ZM211 138H212V137H211ZM216 138H217V137H215V140H214V141H216ZM11 139H12V138H11ZM15 139H16V138H15ZM17 139H16V140H17ZM19 139H20V138H19ZM29 139H30V138H29ZM35 139H36V138H35ZM59 139H61V138H59ZM77 139H78V138H77ZM77 139H74V140L77 141ZM79 139H80V138H79ZM85 139H86V137H85ZM130 139H131V138H130ZM130 139H129V140H130ZM177 139H176V141H175L176 143H173L174 145H175V144L177 145ZM208 139H209V138H208ZM69 140H71V139L69 138ZM129 140H128V141H129ZM144 140H145V138H144ZM156 140H157V139H156ZM164 140H165V139H164ZM170 140H171V139H170ZM170 140H169L168 142H170ZM183 140H184V139H183ZM183 140L181 141L182 143H183ZM192 140H193V139H192ZM192 140H191V141H192ZM202 140H203V138H202ZM21 141H22V140H21ZM31 141H32V140H31ZM79 141H80V140H79ZM131 141H133V139H132ZM134 141H135V140H134ZM134 141H133V142H134ZM149 141H151V140H149ZM149 141L147 142V145L149 144ZM165 141H167V140H165ZM178 141H179V140H178ZM194 141H195V140H194ZM198 141H199V140H198ZM208 141H209V140H208ZM211 141H212V140H211ZM217 141H218V140H217ZM60 142H61V141H60ZM68 142H69V141H68ZM71 142H72V141H71ZM81 142H82V140H81ZM121 142H122V141H121ZM121 142H120V143H121ZM139 142H142V141L139 140ZM156 142H157V141H156ZM173 142H174V141H173ZM206 142H207V141H206ZM8 143H10V142H8ZM32 143H33V142H32ZM32 143H31V144H32ZM45 143H46V142H45ZM50 143L52 144L53 142L50 141ZM50 143H49V147H50ZM69 143H70V142H69ZM73 143H74V142H73ZM82 143H83V142H82ZM82 143H81V144H82ZM93 143H94V142H93ZM117 143H118V142H117ZM117 143H116V144H117ZM120 143L117 144V145H115V144H114V145H115L116 147H118V146L120 145ZM143 143H144V141H143ZM164 143H165V142H164ZM179 143H180V142H179ZM179 143H178V144H179ZM31 144H30V146H31ZM34 144H35V142H34ZM34 144H33V145H34ZM38 144H39V143H38ZM58 144H59V143H58ZM58 144H57V145H58ZM136 144H137V143H136ZM140 144H141V143H140ZM140 144H137V145H139V147H140ZM155 144H156V145H154V146H157V143H155ZM167 144H169V143H167ZM180 144H181V143H180ZM180 144H179V145H180ZM184 144H185V142L183 143V145H184ZM204 144H205V141H204ZM11 145H13V144H11ZM17 145L19 146V144H17ZM20 145H21V144H20ZM44 145H46V144H44ZM55 145H56V144H55ZM57 145H56V146H57ZM60 145H61V143H60ZM86 145H88V144L86 143ZM89 145H90V141H89ZM144 145H146V144H143V146H144ZM149 145H150V144H149ZM164 145H165V144H164ZM179 145H178V146H179ZM243 145H246V144H243ZM247 145H248V144H247ZM247 145H246V146H247ZM250 145H251V144H250ZM250 145H248V146H250ZM34 146L36 147L37 145H34ZM34 146H32L31 148L34 149ZM38 146H40V144H39ZM38 146H37V147H38ZM75 146H76V145H75ZM75 146H74V147H75ZM78 146H79V145H78ZM78 146H77V147H78ZM115 146H114V147H115ZM120 146H121V145H120ZM141 146H142V145H141ZM170 146H171V145H170ZM181 146H182V145H181ZM196 146H197V145H196ZM8 147H10V146H8ZM49 147H48V148H49ZM57 147H58V146H57ZM80 147H81V146H80ZM85 147H86V146H85ZM88 147H89V148H88ZM88 147H87V148H88V149H87L88 151H85L86 154H87V152H90V146H88ZM93 147H94V146H93ZM166 147H167V146H166ZM182 147H183V146H182ZM184 147H186V145H185ZM251 147H252V146H251ZM254 147H255V145H254ZM5 148H6V147H5ZM29 148H30V147H29ZM29 148H28V152L31 150V148H30V150H29ZM38 148H39V147H38ZM38 148H37V149H38ZM75 148H76V147H75ZM121 148H122V147H121ZM126 148H127V147H126ZM137 148H138V147H137ZM142 148H143V147H142ZM167 148H168V147H167ZM167 148H166V150H167ZM171 148H172V147H171ZM260 148H261V146H260ZM26 149H27V148H26ZM26 149H25V150H26ZM42 149H43V148H42ZM54 149H56V147H55ZM81 149H82V148H81ZM83 149H84V147H83ZM253 149H254V148H252V150H253ZM45 150H46V149H45ZM84 150H86V149H84ZM94 150L97 151V149H94ZM116 150H117V149H116ZM120 150H121V149H120ZM122 150H123V149H122ZM122 150H121V151H122ZM146 150H147V149H146ZM255 150H256V147H255ZM263 150H264V149H263V147H262V151H263ZM22 151H24V150H22ZM35 151H36V150H35ZM35 151H34V152H35ZM40 151H41V149H40ZM40 151H38V152H40ZM57 151H58V150H57ZM57 151H56V152H57ZM81 151H82V150H81ZM91 151H92V150H91ZM117 151L119 152V150H117ZM144 151H145V149H144ZM149 151H151V149H150ZM187 151H188V150H187ZM189 151H190V150H189ZM201 151L203 152V150H201ZM201 151H200V153H202ZM260 151H261V150H260ZM260 151H259V155L261 156V155H263V154H261L262 151H261V152H260ZM24 152H25V151H24ZM51 152H52V151H51ZM56 152H55V153H56ZM85 152L80 153V154H79V157H81V154H83V153L85 154ZM156 152H157V151H156ZM156 152H154V153H156ZM164 152H165V151L163 150L162 154H163ZM191 152H192V150H191ZM194 152H197V151H194ZM256 152H258V151H256ZM31 153H33V150H32ZM36 153H37V152H36ZM46 153H47V152H46ZM96 153H98V151L95 152V154H96ZM144 153H145V152H144ZM154 153H153V154H154ZM157 153H159V152H157ZM182 153H183V152H182ZM262 153H263V152H262ZM18 154H19V153H18ZM51 154H52V153L47 154V155L50 156ZM73 154H74V153H73ZM73 154H72V155H73ZM90 154H91V152H90ZM90 154H89V156L94 155V153L91 154V155H90ZM153 154H152V155H153ZM160 154H161V153H160ZM188 154H190V153H188ZM253 154H254V152H253ZM76 155H78V154H76ZM135 155H136V154H135ZM147 155H148V153H147ZM152 155H150V156H152ZM183 155H184V153H183ZM186 155H187V154H186ZM192 155H193V154H192ZM192 155H191V156H192ZM194 155H195V154H194ZM194 155H193V156H194ZM23 156H24V155H23ZM82 156H83V155H82ZM148 156H149V155H148ZM204 156H205V155H204ZM235 156H236V158H235V159H236V162L238 163L237 160H239V159H238V157H237L236 154H235ZM3 157H5V156H3ZM7 157H8V156H6L4 159H7ZM9 157H10V156H9ZM9 157H8V158H9ZM33 157H34V155H33ZM58 157H59V156H58ZM74 157H75V155H74ZM86 157H88V154L86 155ZM161 157L164 158V156H161ZM230 157L232 158V156H230ZM136 158H137V157H136ZM165 158H167V154H166V157H165ZM259 158H260V157H259ZM0 159H1V158H0ZM9 159H10V158H9ZM9 159H7V160H9ZM14 159H16V158H14ZM23 159H24V157H23ZM57 159H59L58 161L61 162L60 158H56V161H57ZM72 159H74V161H75L76 158H72ZM72 159H70V161H71ZM213 159H214V157H213ZM232 159H233V158H232ZM263 159H264V158H263ZM2 160H3V159H2ZM54 160H55V159H54ZM76 160L78 161V159H76ZM159 160H160V159H159ZM164 160H165V159H164ZM164 160H163V161H164ZM203 160H204V159H203ZM0 161H1V160H0ZM56 161H55V164H56ZM77 161H75V162L78 163ZM83 161H84V160H83ZM160 161H162V160H160ZM166 161H167V160H166ZM213 161H214V160H213ZM7 162H8V161H7ZM7 162H3V164L0 163V167H1L2 165L6 164ZM11 162H13L12 157H11ZM11 162H10V163H11ZM164 162H165V161H164ZM206 162H207V160H206ZM209 162H210V161H209ZM223 162H224V161H223ZM65 163H66V162H65ZM134 163H136V162H134ZM166 163H167V164H166ZM166 163H165L166 165H165V164H162V165H165V167L167 168V165H169V160H168ZM188 163H189V162H188ZM195 163H196V162H195ZM202 163H203V162H202ZM202 163H201V165H200L201 168H202V165H204V164H202ZM204 163H205V162H204ZM8 164H9V162H8ZM14 164H15V162H13V165H14ZM22 164H23V163H22ZM24 164H25V163H24ZM62 164H63V163H62ZM68 164H69V163H68ZM82 164H84V162H82ZM82 164H78V165H82ZM234 164L236 165L235 161H234ZM27 165H29V163H28ZM36 165H37V164L35 163V165H33V167H34V166L36 167ZM60 165H61V164H60ZM64 165H65V164H64ZM71 165H72V164H71ZM78 165H77V166H78ZM182 165H183V164H182ZM190 165H192V164H190ZM11 166H12V165H11ZM52 166L54 167V165H52ZM66 166H67V167H66V169H67L70 165L68 166V165L66 164ZM72 166H73V165H72ZM151 166H152V165H151ZM158 166H159V162H158ZM184 166H185V165H184ZM188 166H189V165H188ZM229 166H230V165H229ZM242 166H243V165H242ZM8 167H9V166H8ZM8 167H7L6 165L4 166V168H8ZM20 167H21V166H20ZM20 167H19V168H20ZM23 167H25V165H24ZM31 167H32V166H31ZM50 167H51V166H50ZM50 167H49V168H50ZM70 167H71V166H70ZM70 167H69V168H70ZM162 167H163V169H165L164 166H161L160 168H162ZM193 167H194V164H193ZM205 167H206V166H205ZM205 167H204V169H205ZM224 167H225V166H224ZM232 167H233V166H232ZM237 167H238V165H236L235 168H237ZM239 167L241 168V166H239ZM251 167L254 168L255 166H254V167H253V166H250V168H251ZM12 168H14V167H12ZM19 168H17V169H19ZM64 168H65V167H64ZM71 168H72V167H71ZM74 168H75V167H74ZM76 168H78V167H76ZM155 168L158 170L159 167L156 166ZM160 168H159V169H160ZM195 168H196V167H195ZM233 168H234V167H233ZM233 168H230V167H229L228 169L231 170V169H233ZM248 168H249V167H248ZM248 168H247V169H248ZM50 169H52V168H50ZM189 169H190V167H189ZM189 169H188V171H186L187 173L190 172ZM206 169H209L208 171H210V168H206ZM244 169H246V168H244ZM8 170H9V168H8ZM22 170H23V168H22ZM28 170H30L32 173H34V170H35V172L38 173V171H36V169H34V168H33V171H32V169H30V167H29ZM43 170H44L45 173H46V171H48V169H47L46 171H45V169H43ZM62 170H63V168L61 167V171H62ZM64 170H65V169H64ZM157 170H156V171H157ZM160 170H162V169H160ZM185 170H186V169H185ZM212 170H214L213 167H212ZM212 170H211V172H208V171H207V173H209V174H214V172L212 173ZM221 170H223V169H221ZM240 170H241V169H239V172H240ZM5 171H6V169H5ZM11 171H12V170H11ZM16 171H17V170H16ZM19 171H20V169L18 170L17 173H19ZM23 171H26V172H27L26 168H25V170H23ZM58 171L61 173L60 170H58ZM68 171H69V170H68ZM73 171H74V169H73ZM237 171H238V169H237ZM243 171H244V170H243ZM243 171H242V172H243ZM246 171H248V170H245V172H246ZM13 172L15 173V171H12L11 173H13ZM220 172H221V171H219V173H220ZM8 173H9V172H8ZM17 173L14 174V175L17 176ZM55 173H56V172H55ZM93 173H94V172H93ZM160 173H162V172H159V174H160ZM163 173H164V172H163ZM163 173H162V174H163ZM195 173H196V171H195ZM219 173H218V174H219ZM232 173H233V172H232ZM235 173H238V172H235ZM240 173H241V172H240ZM240 173H239V174H240ZM247 173H249V172H247ZM9 174H10V173H9ZM19 174H20V173H19ZM40 174H41V173H40ZM40 174H39V175H40ZM53 174H54V173H53ZM53 174L51 173L52 177L56 176L55 174H54V176H53ZM62 174H63V173H62ZM22 175H23V173H22ZM28 175H29V174H28ZM31 175H32V174H31ZM36 175H37V174H36ZM44 175H45V174H44ZM44 175H43V176H44ZM75 175H76V172H75ZM157 175H158V174H157ZM204 175H205V174H204ZM215 175H217V174H215ZM236 175H237V174H236ZM248 175H249V174H248ZM63 176L65 177V175H63ZM155 176H156V175H155ZM164 176H165V175H163V178H164ZM202 176H203V175H202ZM202 176H201V177H202ZM210 176H211V175H210ZM34 177H36V176L34 175ZM37 177H39V176L37 175ZM76 177H77V175H76ZM159 177H160V176H159ZM159 177H158V179L160 180L161 178H159ZM165 177H166V176H165ZM182 177H183V176H182ZM192 177H194V176H192ZM204 177H207V175H205ZM211 177H212V176H211ZM236 177H237V176H236ZM254 177H255V176H254ZM261 177H262V176H261ZM10 178H11V177H10ZM26 178H27V177L25 176V180H28V179H26ZM30 178H31V177H30ZM55 178H57V176H56ZM65 178H66V177H65ZM163 178H162V180H163ZM209 178H210V177H209ZM209 178H208V179H209ZM228 178H229V177H228ZM231 178H232V176H231ZM231 178H230V179H231ZM256 178H260V177H256ZM17 179H18V178H17ZM53 179H54V178H53ZM67 179H68V178H67ZM158 179H157V180H158ZM178 179L182 181L183 178H182V179L178 178ZM195 179H196V178H195ZM206 179H207V178H206ZM215 179H216V181L218 180L217 178H214L213 180L215 181ZM220 179H221V178H220ZM220 179H219V180H220ZM230 179H229V180H230ZM238 179L240 180V177H239ZM15 180H16V179H15ZM15 180H14V181H15ZM32 180L34 181V179H32ZM149 180L152 181V178H151V179L149 178ZM183 180H184V179H183ZM192 180H193V179H192ZM200 180H201V179H200ZM219 180H218V182H216V183H220ZM223 180H224V179H223ZM226 180H227V179H226ZM229 180H227V181H229ZM231 180H232V179H231ZM263 180H264V178H263ZM263 180H262V181H263ZM68 181H69V180H68ZM71 181L73 182L74 180L71 179ZM77 181H78V178H77L76 182H77ZM177 181H178V180H177ZM177 181H175V182H177ZM181 181H180V182H181ZM193 181L195 182V185H194V187H195V186H196V181H197V180H193ZM193 181H192V182H193ZM247 181H248V180H247ZM250 181H251V179H250ZM155 182H158V181L155 180ZM162 182H163V181H162ZM184 182H187V181H184ZM184 182H183V184H184ZM212 182H213V181H212ZM222 182H223V181H222ZM229 182H230V181H229ZM18 183H19V182H18ZM35 183H36V182H35ZM73 183H74V182H73ZM159 183H161V181H160ZM181 183H182V182H181ZM198 183H199V182H198ZM198 183H197V184H198ZM224 183H225V182H223V184H224ZM233 183H234V181H233ZM249 183H250V182H249ZM252 183H253V182H251V184H252ZM93 184H94V182H93ZM161 184H162V183H161ZM179 184H180V183H179ZM183 184H182V185L180 184V185L183 187ZM192 184H193V183H191V185H192ZM246 184H247V182H246ZM16 185H17V182H16ZM78 185H80L79 182L77 183V186H78ZM150 185H151V184H150ZM221 185H222V184H221ZM81 186H82V185H81ZM81 186H80V188H81ZM94 186L96 187V185H94ZM94 186H91V188L94 187ZM211 186L213 187V183H212ZM239 186H242L241 183H240ZM257 186H258V185H257ZM89 187H90V185H89ZM95 187H94V188H95ZM101 187H102V186H101ZM184 187H185V186H184ZM186 187H187V186H186ZM200 187H201V186H199V188H200ZM247 187H249V186H247ZM255 187H256V186H255ZM16 188H17V186H16ZM78 188H79V187H78ZM187 188H188V187H187ZM217 188H218V187H217ZM235 188H237V187H235ZM235 188H234V189H235ZM188 189H189V188H188ZM194 189H195V188H194ZM209 189H211V188H209ZM218 189L221 190V188H218ZM218 189H217V190H218ZM222 189H223V188H222ZM234 189H233V190H234ZM256 189H259V190H260L261 187H260V188L258 187V188H256ZM0 190H1V189H0ZM102 190H104V189H102ZM182 190H183V188L181 189V192H182ZM192 190H193V189H192ZM223 190H224V189H223ZM230 190H231V189H230ZM230 190H229V191H230ZM261 190H262V189H261ZM263 190H264V189H263ZM1 191H2V190H1ZM205 191H206V190H204V192H205ZM209 191H210V190H209ZM229 191H228V192H229ZM242 191H243V190H242ZM104 192H105V191H104ZM193 192H194V191H193ZM200 192H201V191H200ZM200 192H199V190H198V191L195 190V193H197V194H199ZM218 192H219V191H218ZM232 192H233V191H232ZM0 193H1V192H0ZM107 193H108V192H107ZM138 193H139V195H140V191H139ZM138 193H137V194H138ZM144 193L147 194V192H143V194H144ZM205 193H206V192H205ZM208 193H209V192H208ZM219 193H221V192H219ZM229 193H230V192H229ZM243 193H245V192H242V195H243ZM258 193H261L262 196L264 195L262 192H258ZM104 194L107 196L106 193H104ZM120 194H121V193H120ZM126 194L130 196L131 193H130V194H129V193H125L124 195H126ZM133 194H134V193H133ZM197 194H196V196H197ZM230 194H231V193H230ZM232 194H234V193H232ZM35 195H37V194H35ZM121 195H122V194H121ZM127 195H126V198H127ZM203 195H204V193H203ZM206 195H207V194H206ZM255 195H256V194H255ZM131 196H133V195H131ZM213 196H215V195H213ZM243 196H245V195H243ZM26 197H27V196H26ZM75 197H76V199H75V198L73 199V200H75V201L77 200L78 197H81L80 199L84 200V198H82V195H81V196L78 195V197H77V196H75ZM198 197H199V196H198ZM205 197L207 198V200H211V199H208V197L204 195V199H205ZM216 197H217V196H216ZM219 197H220V196H219ZM251 197H252V196H251ZM254 197H255V196H254ZM88 198H89V197H88ZM140 198H142L141 195H140ZM146 198H147V197H146ZM201 198H202V197H201ZM201 198H200V199H201ZM241 198L243 199V197H241ZM249 198H250V197H249ZM255 198H256V197H255ZM259 198H260V197H259ZM259 198H256V199H259ZM100 199H101V198H100ZM128 199H129V198H127L126 200L128 201ZM181 199H183V198H181ZM181 199H180V200H181ZM196 199H197V198H196ZM260 199H261V198H260ZM260 199H259V200H260ZM122 200H123V199H122ZM176 200H177V199H176ZM178 200H179V199H178ZM194 200H195V199L193 198L192 201H194ZM245 200H246V199H245ZM250 200H251V202H252V199H251V198H250ZM112 201H114V200H112ZM132 201H133V200H132ZM132 201H131V202H132ZM134 201H135V200H134ZM195 201H196V200H195ZM254 201H255V200H254ZM254 201H253V202H254ZM256 201H257V200H256ZM78 202H81V201H78ZM84 202H85V200H84ZM138 202H139V200H138L137 203H135V204H138ZM211 202H212V201H211ZM261 202H262V201H261ZM261 202H260V203H261ZM263 202H264V201H263ZM263 202H262V203H263ZM82 203H83V202H82ZM90 203H91V202H90ZM168 203H169V202H168ZM179 203H181V202L179 201ZM179 203L177 202V205H178ZM182 203L184 204L183 201H182ZM182 203H181V205H182ZM260 203H258V204H260ZM87 204H89V203H87ZM135 204H134V205H135ZM175 204H176V203H175ZM186 204H187V203H186ZM189 204H190V203H188V206H189ZM192 204H193V203H192ZM245 204L247 205L246 202H245ZM258 204L255 205V206L258 207ZM8 205H9V204H7L6 206H8ZM68 205H70V204H68ZM243 205H244V204H243ZM249 205H251V204H248V206H249ZM253 205H254V203H253ZM0 206H1V205H0ZM65 206H67V205H65ZM262 206H263V205H262ZM68 207H69V206H68ZM132 207H133V205H132ZM132 207H131V208H132ZM177 207H178V206H177ZM182 207H183V206H182ZM243 207H244V206H243ZM10 208H11V207H9V208H7V209H10ZM61 208H62V210H63V207H61ZM100 208H101V207H100ZM100 208H99V209H100ZM129 208H130V207H129ZM134 208H135V207H134ZM136 208H137V205H136ZM190 208H191V207H190ZM246 208H247V207H246ZM2 209H3V208H2ZM69 209H70V207H69ZM78 209H79V207H78ZM78 209H77V210H78ZM132 209H133V208H132ZM234 209H235V207H234ZM243 209H244V208H243ZM250 209H251V208H250ZM263 209H264V208H262L261 210H263ZM0 210H1V209H0ZM4 210H5V208H4ZM10 210H11V209H10ZM247 210H248V209H246V211H247ZM63 211H64V210H63ZM63 211H62V212H63ZM65 211H66V210H65ZM137 211H138V210H137ZM173 211H174V210H173ZM173 211H172V214L174 215V214L177 212V210H176V212H175V211L173 212ZM235 211H238V209H237V210L235 209ZM254 211H255V210H254ZM256 211H257V210H256ZM263 211H264V210H263ZM5 212H6V211H5ZM66 212H68V211H66ZM128 212H129V211H128ZM134 212H136V210H135ZM134 212H132V213H134ZM169 212H171V211L169 210ZM180 212H181V211H180ZM250 212H252V209H251ZM6 213H7V212H6ZM10 213H11V212H9V215H10ZM178 213H179V211H178ZM258 213H259V212H258ZM63 214H64V212H63ZM90 214H91V213H89V215H90ZM172 214L170 213V215H172ZM209 214H210V210H209ZM249 214H250V213H249ZM263 214H264V213H263ZM24 215H25V214H24ZM64 215H65V214H64ZM89 215H88V216H89ZM170 215H169V217H172V216H170ZM237 215H238V214H237ZM237 215H236V216H237ZM253 215H254V214H253ZM26 216H27V215H26ZM88 216H87V217H88ZM175 216H176V215H175ZM183 216H184V215H183ZM205 216H206V215H205ZM236 216H235V217H236ZM238 216H239V215H238ZM238 216H237V218H238ZM249 216H250V215H249ZM262 216H263V215H262ZM10 217H11V216H10ZM10 217H9V218H10ZM16 217H17V216H16ZM62 217H63V215H62ZM87 217H86V218H87ZM187 217H188V216H187ZM246 217H247V216H246ZM6 218H8V217L6 216ZM26 218H27V217H26ZM35 218H37V217H35ZM38 218L40 219V216H39ZM42 218H43V217H42ZM90 218H91V217H90ZM135 218H136V217H135ZM45 219H46L45 221H47L49 218H48V219L45 218ZM88 219H89V218H88ZM136 219H139V218H136ZM140 219H141V218H140ZM172 219H173V217H172ZM8 220H9V219H8ZM29 220H30V219H29ZM31 220H33L32 217H31ZM35 220H36V219H35ZM35 220H33L34 223H35ZM85 220H87V219H85ZM141 220L143 221V219H141ZM187 220H190V218L188 217ZM17 221H18V220H17ZM26 221H27V220H26ZM36 221H37V220H36ZM39 221H40V220H39ZM42 221H43V219H42ZM45 221H44V223H45ZM137 221H138V220H137ZM156 221H157V220H156ZM163 221H164V220H163ZM168 221H171V223H172L171 218H169V220H167V222H168ZM184 221H185V222H184ZM184 221H183V222H184L185 224H187V223H186V220H184ZM29 222H30V221H29ZM37 222H38V221H37ZM92 222H93V221H92ZM95 222H96V221H95ZM139 222H141V221H139ZM188 222H189V221H188ZM191 222H192V221H191ZM89 223H90V222H89ZM164 223H165V222H164ZM31 224L33 225L32 222H31ZM35 224H36V223H35ZM35 224H34V227L36 226ZM37 224H38V223H37ZM47 224H48V221H47ZM147 224L149 225V223H147ZM147 224H146V225H147ZM192 224H193V222H192ZM141 225H142V224H141ZM144 225H145V224H144ZM156 225L159 226L158 223H157ZM190 225H191V224H190ZM193 225H194V224H193ZM39 226H41V225H39ZM37 227H38V226H37ZM154 227H155V226H154ZM156 227H157V226H156ZM168 227H170V226H168ZM172 227H174V226H172ZM176 227H177V226H176ZM176 227H175V228H176ZM186 227L188 228V226H186ZM40 228H41V227H39V229H40ZM151 228H152V227H151ZM161 228H162V227H161ZM179 228H180V227H179ZM41 229H42V228H41ZM118 229H119V227H117V231H115V234L118 232ZM165 229H166V230H170V228L168 229L167 227H166ZM180 229H181V228H180ZM196 229H197V228H196ZM36 230H37V229H36ZM149 230H150V228H149ZM152 230H153V228H152ZM156 230L159 231V227H158V229H155V231H156ZM182 230H183V229H182ZM40 231H41V230H40ZM121 231H122V230H121ZM160 231H161V230H160ZM162 231H163V229H162ZM162 231H161V234H162L165 230H164L163 232H162ZM184 231H185V230H184ZM184 231H182V234H184V233H183ZM151 232H152V231H151ZM151 232H150V234H152ZM166 232H167V231H166ZM172 232H173V231H172ZM185 232H186V231H185ZM197 232H198V231H196V232H194V233H197ZM119 233H120V232H119ZM124 233H125V231H124ZM124 233H123V234H124ZM153 233H154V231H153ZM156 233H157V232H156ZM156 233H155V234H156ZM167 233H168V232H167ZM194 233H193V236H194ZM46 234H47V233H46ZM117 234H118V233H117ZM117 234H116V236H118ZM157 234H158V233H157ZM112 235H113V234H112ZM152 235H154V234H152ZM184 235H186V234H184ZM5 236H7V235H5ZM186 236H187V235H186ZM20 237H21V236H20ZM111 237H112V236H111ZM123 237H124V235H123ZM123 237H122V238H123ZM167 237H168V236H167ZM169 237H171V236H169ZM118 238H119V236L117 237V239H118ZM188 238H190V236H189ZM191 238H192V237H191ZM198 238H199V237H197L196 240H198ZM215 238H216V237H215ZM18 239H19V238H18ZM119 239H120V238H119ZM173 239H176V238H173ZM173 239H170L169 241L171 242ZM192 239H195V238H192ZM199 239H201V238H199ZM202 239H203V238H202ZM6 240H7V238H6ZM13 240H14V239H13ZM178 240H179V239H178ZM186 240H188V239H186ZM8 241H9V242H12V240L10 241V239H9ZM8 241H6V243H7ZM55 241H56V240H55ZM2 242H3V240H2L0 243H2ZM178 242H180V241H178ZM188 242H189V241H188ZM6 243H5L4 246H7ZM171 243H172V242H171ZM2 244H4V242H3ZM7 244H8V243H7ZM59 244H60V243H59ZM154 244H155V243H154ZM172 244H173V243H172ZM175 244H176V243H175ZM187 244H189V243H187ZM176 245H178V244H176ZM16 246H17V244H16ZM59 247H60V246H59ZM59 247H58V248H59ZM166 247H167V246H166ZM166 247H165V248H166ZM170 247H171V246H170ZM1 248H2V246H1ZM19 248H20V247H19ZM58 248H57V249H58ZM161 248H162V247H161ZM165 248H164V249H165ZM171 248H172V247H171ZM5 249H6V248H5ZM59 249H60V248H59ZM6 250H7V249H6ZM162 250H163V249H162ZM3 251H4V249H3ZM159 251H160V250H159ZM228 251H229V250H228ZM1 252H2V249H1ZM1 252H0V254L3 253V252H2V253H1ZM4 252H5V251H4ZM20 252H21V251H20ZM79 252H80V251H79ZM226 252H227V251H226ZM230 252H231V251H230ZM21 253H22V252H21ZM26 253H27V252L22 253L23 256H24V254L26 255ZM130 253H131V252H130ZM160 253H161V252H160ZM227 253H228V252H227ZM79 254H80V253H79ZM133 254H134V253H133ZM209 254H210V253H209ZM233 254H234V253H233ZM235 254H236V253H235ZM235 254H234V255H235ZM8 255H9V254H8ZM18 255L21 256V254H18ZM76 255H77V253H76ZM218 255H219V254H218ZM221 255H222V254H221ZM0 256H1V255H0ZM3 256H4V255H3ZM31 256H32V254H31ZM31 256H30V257H31ZM181 256H182V255H181ZM236 256H237V255H236ZM8 257H9V256H8ZM26 257H27V258L25 259V261H26L25 264H27V260H29V258H30V257L28 258L27 255H26ZM142 257H143V256H142ZM187 257H188V256H187ZM212 257H215V256L212 255ZM220 257H221V256H220ZM238 257H239V254H238V256L236 257V259H237ZM245 257H246V256H245ZM1 258H2V256H1ZM154 258H155V257H154ZM179 258H180V257H179ZM179 258H178V260H179ZM183 258H184V260H182V261H185V255H184ZM183 258H181V259H183ZM189 258H190V257H189ZM215 258H217V257H215ZM218 258H219V256H218ZM5 259H6V258H5ZM176 259H177V258H176ZM219 259H220V258H219ZM240 259H241V257H240ZM243 259H245V258L243 257ZM51 260H52V259H51ZM55 260H56V259H55ZM55 260H54V261H55ZM58 260H59V259H58ZM143 260L146 261V259H143ZM217 260H218V259H217ZM2 261H4V260H2ZM66 261H67V258H66ZM145 261H143V262H145ZM152 261H153V260H152ZM187 261H188V260H187ZM23 262H24V261H23ZM57 262H58V261H57ZM74 262H75V261H74ZM155 262H156V261H155ZM155 262H154V263H155ZM167 262H168V260H167ZM3 263H5V261H4ZM48 263H49V262H48ZM48 263H47V264H48ZM55 263H56V261H55ZM58 263H60V260H59ZM61 263L64 264V262H61ZM72 263H73V262H72ZM5 264H6V263H5ZM39 264H40V263H39ZM52 264H54V263L52 262ZM152 264H153V262H152ZM155 264H156V263H155ZM160 264H161V263H160Z\"/></svg>","mask_w":264,"mask_h":264}]
</instances>
